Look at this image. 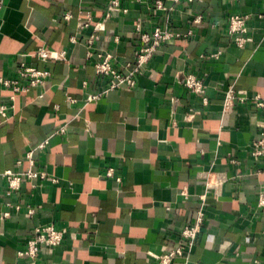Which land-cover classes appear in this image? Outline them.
<instances>
[{
  "label": "crops",
  "instance_id": "crops-1",
  "mask_svg": "<svg viewBox=\"0 0 264 264\" xmlns=\"http://www.w3.org/2000/svg\"><path fill=\"white\" fill-rule=\"evenodd\" d=\"M0 1V77L18 76L23 62L51 72L45 88L17 96L12 118L0 117V264H19L35 228L49 224L65 236L41 249L40 264H162L201 206L200 232L170 264H264V157L252 155L264 121L254 99L264 100V0H118L109 18L112 0ZM234 14L249 16L243 47L229 32ZM156 28L173 35L136 85L89 101L108 82L98 55L125 71L141 33ZM40 48L66 59H42ZM184 74L202 78L204 91L184 86ZM231 88L247 99L226 108ZM9 95L0 82V105ZM47 138L38 163L48 176L7 194L3 173L26 171L17 161ZM211 173L227 178L219 194Z\"/></svg>",
  "mask_w": 264,
  "mask_h": 264
},
{
  "label": "built area",
  "instance_id": "built-area-1",
  "mask_svg": "<svg viewBox=\"0 0 264 264\" xmlns=\"http://www.w3.org/2000/svg\"><path fill=\"white\" fill-rule=\"evenodd\" d=\"M165 1H170L173 4H177L180 0H156V4L159 8H165ZM193 1V0H189ZM1 3V1H0ZM113 10H120V2L118 0H112L108 5L106 12V18H109ZM123 11H127L123 9ZM248 15L234 14L229 20V32L234 37L236 44L243 47L245 43L250 40L247 36L248 26L247 20ZM92 18L90 15L86 16L82 27L90 25ZM173 32L168 29L156 28L155 30L148 32L144 31L141 33V47L136 53L133 60L128 61L125 66V71L116 69L112 64V54L100 53L99 59L95 62L96 73L103 78L108 80L107 87L104 92L89 95L88 100L94 101L100 99L105 92H109L116 89L130 88L136 85L137 76L145 70L154 53L159 49L161 44L167 39L171 38ZM96 34L90 36L88 43L92 44L96 38ZM75 41V37H73ZM91 55V51L88 53ZM37 55L42 59H55L64 60L66 59V52L64 50H49L46 48H40ZM51 72L47 69H39L35 66L21 63L18 67V76L12 78L0 77L1 84L10 91L9 101L0 105V117L8 120L12 118L13 112L16 109V100L19 94L29 92L33 87L45 88L48 82ZM180 81L189 90L195 93H202L205 88V84L202 78L195 74H184ZM44 96V91L40 93V97ZM70 101H75L71 96L68 97ZM204 102L207 103V99L203 98ZM235 99L246 100L247 96L243 93H236L231 88L226 95L225 107L230 108ZM257 105L264 108V100L260 96L254 98ZM190 115L189 117H192ZM58 132H65V127L59 128ZM50 142V138H47L43 142L39 143L34 148H29L24 158L17 161L18 165L27 162L28 168L24 172L16 173L13 170H6L3 175L6 177L8 182L7 194H11L21 188L23 180H40L45 179L48 176V172L43 170L39 166L38 155L41 151H44ZM252 155L255 157H264V121L261 123L260 134L253 141L252 144ZM108 176H114V169L109 168L106 172ZM226 176L222 173H211L207 180L208 188L214 189L219 194L221 192L222 185L226 181ZM53 182H57L56 177L52 178ZM117 181H121L120 177H117ZM204 198V195L202 196ZM10 204V203H8ZM258 207L264 208V190L260 192L258 196ZM29 213H33L30 210ZM196 220L184 226L181 232L180 242L176 246H171L160 256L162 264H170L177 257L185 254L186 248L191 247L197 234L200 232L203 221H204V210L201 206L197 212ZM4 216H8V212L4 213ZM65 236V231L57 229L53 224L42 225L35 228L33 235L27 240L24 248L18 251V256L21 258L19 264H40L38 261V254L43 247L57 246L62 243ZM258 262V261H256Z\"/></svg>",
  "mask_w": 264,
  "mask_h": 264
}]
</instances>
